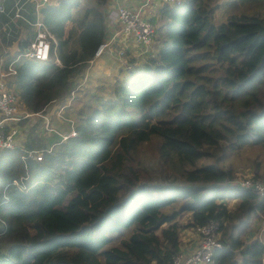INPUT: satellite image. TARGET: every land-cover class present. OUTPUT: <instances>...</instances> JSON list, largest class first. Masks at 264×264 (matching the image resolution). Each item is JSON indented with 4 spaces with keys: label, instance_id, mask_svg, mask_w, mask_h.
Listing matches in <instances>:
<instances>
[{
    "label": "trees",
    "instance_id": "1",
    "mask_svg": "<svg viewBox=\"0 0 264 264\" xmlns=\"http://www.w3.org/2000/svg\"><path fill=\"white\" fill-rule=\"evenodd\" d=\"M107 1L42 7L57 41L44 61L16 59L35 37L33 4L15 24L13 12L0 14L5 79L28 112L75 90L105 37ZM248 1L262 9L218 24V0L164 3L156 54L109 94L78 89L75 137L24 162V149L45 147L36 119L21 147L0 151V264H171L185 213L187 228L224 222L213 264H263L264 233L247 244L239 233L264 212V197L224 184L233 176L225 160L245 148L257 151L254 176L264 179V0Z\"/></svg>",
    "mask_w": 264,
    "mask_h": 264
},
{
    "label": "built area",
    "instance_id": "2",
    "mask_svg": "<svg viewBox=\"0 0 264 264\" xmlns=\"http://www.w3.org/2000/svg\"><path fill=\"white\" fill-rule=\"evenodd\" d=\"M179 2L180 0H142L139 9L122 5L107 12L106 29L111 28V31L106 36V30L103 41L96 48L93 57L88 60V66L93 65L96 59L106 52L114 54L119 59L127 57L126 51L128 49L126 46L114 47L113 44L116 39H123L126 42L131 41L132 48L137 53H148V57L154 56L151 55L152 51H154L156 44V47L159 45V41H157L158 25L153 21L154 16L158 8L164 3L173 5ZM49 3L50 0H40L37 7L41 8V6H46ZM3 11V0H0V14ZM33 26L35 37L16 59L44 61L49 57L52 44L54 48L57 47L54 35L48 31L41 17H37ZM12 62L8 66V73L14 72ZM55 62L60 64L57 58ZM86 78L87 76L82 77V79ZM82 84H77L75 90H72L68 97L53 99L45 108V111L32 113L20 104L18 96L7 85L6 79H0V151L21 147V142L25 140L27 134V128L36 119H41L43 135L49 142L41 149H24L21 157L24 162L28 158L41 161L45 152H50L55 145L75 137L77 135L78 117L73 103L76 98V91L83 86ZM48 107H50L49 110H47ZM14 183L18 185L17 181H14ZM224 184L230 187L247 189L253 191L260 198L264 197V179L248 172H236ZM223 223L217 219H210L204 225L189 228L188 230L198 238L197 245L190 253H185L180 249L173 256L171 264H213L215 250L223 247L220 236ZM161 226H165V223H162Z\"/></svg>",
    "mask_w": 264,
    "mask_h": 264
},
{
    "label": "crops",
    "instance_id": "3",
    "mask_svg": "<svg viewBox=\"0 0 264 264\" xmlns=\"http://www.w3.org/2000/svg\"><path fill=\"white\" fill-rule=\"evenodd\" d=\"M39 1L40 0H3L4 12L5 11L7 13L13 12L11 21H13V24H15V22L18 21V18L25 19L22 11L26 10L25 7L27 6L28 3H31L34 6V11L36 12V19H37V17H41L40 9L45 6V5L41 6V8L37 7V4L39 3ZM141 1L142 0H108L106 4V15H107V12H109L110 10L115 9L118 6H122V5L129 6L134 9H139ZM57 2L58 0H50V3L48 5H56ZM17 13L19 14V16ZM157 13H158V10H157ZM157 13L154 16V18H156ZM106 20L107 19H105V24H106ZM158 25L160 26V24ZM32 26H33V23H32ZM106 27H107V24H106ZM6 28H9L8 24H3V29H6ZM106 30H107V33H106V36H107L108 33L111 31V28H108ZM7 42L9 41L7 40ZM113 45L114 47L115 46H121V47L126 46L128 49L126 51L127 57H124L123 59H119L115 57L114 54L110 52H106L100 58L96 59L93 65L87 66L84 73L81 76L79 75L76 78H74V81L77 84L83 83L82 85L84 87L92 86L94 89H97L98 83L100 82L99 87L101 88L103 82H111L114 79L113 78L114 76L115 77L119 76L117 78H122V77L127 76L128 73H124L125 62L127 59L134 60L135 63H138L139 59L145 57V55L146 56L149 55L148 53H144V54L137 53L136 50L132 48L131 41L126 42L123 39H120V40L116 39ZM15 48H16L15 44L9 47L10 52L11 53L14 52ZM155 53H156L155 51H152L151 55H155ZM6 75L7 73L3 70V58L2 56H0V79H5ZM83 76H87V78L82 79ZM110 78L111 80H108ZM49 109L50 107L47 108V110ZM197 242H198L197 236L193 234L192 232H190L189 230H186L182 239L180 236V249H182L185 253H190L197 245Z\"/></svg>",
    "mask_w": 264,
    "mask_h": 264
},
{
    "label": "rangeland",
    "instance_id": "4",
    "mask_svg": "<svg viewBox=\"0 0 264 264\" xmlns=\"http://www.w3.org/2000/svg\"><path fill=\"white\" fill-rule=\"evenodd\" d=\"M219 3V7L216 9L214 17H213V22L215 24H218L220 22L225 21L228 18V15L233 13V12H239L241 10H244L248 13H252L255 10H261L262 7H253V1H248V0H244V1H238L236 3H234V0H218ZM234 3V4H233ZM160 24V23H158ZM157 24V25H158ZM161 25V24H160ZM159 27V25H158ZM160 35V34H159ZM160 40V36H158L157 41ZM157 45V44H156ZM154 47V51L157 52L158 47ZM148 55L141 59H139L138 63H135V61L133 63L129 62L127 59L125 62V71L124 73H128V69L129 67L133 64V65H143L144 62L147 60ZM123 73V74H124ZM79 76V75H78ZM77 77V76H76ZM75 77V78H76ZM119 77V76H117ZM114 79L111 82H103L102 85L105 87V89L103 91H98V89H94L92 86H82L80 89H92L93 91H95L96 93H101L100 95L103 96V94H109L112 85H114V83L117 81L116 77H113ZM108 80H111L108 79ZM100 85V82L98 83V87ZM91 87V88H89ZM82 94V92H80ZM76 95H78V90L76 91ZM68 97V96H67ZM66 98V97H65ZM77 107V106H75ZM28 129V128H27ZM24 140L21 142V145L23 144ZM49 142V140H47L45 138V145ZM143 152H144V156L150 157L152 159H154L155 156V150L153 145L148 144L145 145L143 147ZM257 154L256 150H251L248 148L245 149H241L237 152H234L230 157H228L225 161L228 162V165H230L231 169H232V173L234 175V173L236 172H248L254 175V170L252 167V161L255 158ZM262 157L264 158V156L262 155ZM226 205L228 206L229 209L234 208L236 205L235 200H228L226 202ZM187 216L188 214L185 213L183 216L179 217L178 221L179 223H181V232H180V236L181 239L183 238L184 233L186 232V230H188L189 228H187L185 226L186 221H187ZM250 228L246 229L245 231H241V233H239L240 238L244 241V243H248L250 242L252 239L258 238V239H263V233H264V212L258 213L256 215V217H254L251 220L250 223ZM228 229H230V227H228ZM183 233V234H182ZM223 231L220 232V236H222ZM263 262H264V258H263Z\"/></svg>",
    "mask_w": 264,
    "mask_h": 264
}]
</instances>
